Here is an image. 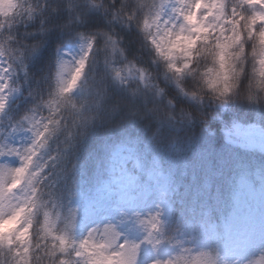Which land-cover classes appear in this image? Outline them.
Segmentation results:
<instances>
[{
  "label": "clouds",
  "instance_id": "clouds-1",
  "mask_svg": "<svg viewBox=\"0 0 264 264\" xmlns=\"http://www.w3.org/2000/svg\"><path fill=\"white\" fill-rule=\"evenodd\" d=\"M234 3L235 0L226 2L227 16H231ZM235 6L240 11L239 4ZM12 7L9 0H5L0 4V11L7 16ZM178 7L176 0H100L94 8H88L87 16L90 13L99 14L107 21L108 28L95 32L81 31L79 29L87 23L85 18L83 24L76 25L70 33L65 34L63 41H58L54 59L40 65L36 71H32L29 65L39 55L46 43L44 37L50 32H45L41 39L30 40L31 36L25 35L27 30H22L17 24L15 27L10 25L9 30L0 35L4 42V46L0 47V59L7 61V67L3 68L7 77L0 73V79L5 80L0 88L20 91L23 84L19 82V77L23 76L25 83L31 82L26 95L32 100L31 105L13 122L14 130L29 137V142L19 150L24 160L19 159L18 167H0V202H6V206L0 207V226L2 218H20L17 232L12 235L11 249H0V256L7 264H14L12 254L21 247L17 237L28 235L30 243H26L25 248L30 249V264H61L62 260L68 264H140L141 246L152 244L155 239L153 232L160 225L159 211L155 210L154 215L145 218H141L139 213L132 216L120 213L118 223L132 221L145 233L144 238L136 242L125 237L116 224L87 228V213L81 218L77 207L78 193L69 190L61 201L52 191L55 183L53 173L59 175L65 153L74 142L85 141L98 128L104 127L106 117L113 128L148 121L161 128L178 131L177 116L180 123L206 127L210 119H214L226 107L246 105L264 109V47L258 44L256 36L248 38L245 27L241 26L240 29L243 41L231 48V63L227 71H219L216 45L225 39L236 41L238 33L233 35L234 26L225 21L220 23L216 17L209 20L215 32L202 34L204 38L194 49V55L193 50L191 55L188 54L181 41L180 49L173 51L172 59L165 58L168 54V47L164 46L168 43L166 34L173 33L174 39L176 31L183 24L182 17L176 11ZM53 11L58 13L59 9L53 8ZM206 11L202 9L201 15ZM255 12L264 13V6L257 4ZM243 14L247 24V18L252 15L247 5L243 8ZM257 19L261 21L256 23L259 33L264 31V14ZM112 21L117 23L113 24ZM72 23L69 21V24ZM113 25L134 31L137 34L138 52L141 56H147L151 65L159 66L162 71L150 75L152 69L140 63L137 53L129 57L127 43ZM194 36L197 33L193 32ZM173 63L181 68L187 63L188 67L178 74L170 68ZM77 73L79 78L75 79V86L62 95L61 89L66 88ZM178 77L183 78V86ZM161 78L166 84L174 85L176 96L184 99V104H178L174 97L167 94ZM12 81L16 82L14 88L9 83ZM77 89L81 93L80 99L73 96ZM74 104L80 107L73 108ZM4 109V103H0V110ZM13 138V132L3 137L5 143L0 152L5 156L17 157L12 154ZM154 140L155 134L149 137V142ZM176 140L177 137L173 136L170 143ZM28 161H31L28 170L17 174L16 170ZM45 166L48 171L37 177L35 174ZM13 185L16 187L10 191ZM33 189H38L35 200H31ZM233 202L235 204L234 198ZM45 213L52 218L59 217L61 223L66 222L63 233H67L72 244L66 255L59 251V241L53 247L52 235L44 226ZM69 221H72L71 228L68 227ZM81 224L87 230L77 237L75 233ZM175 231L183 234L181 229ZM77 251L82 253L80 257L75 255ZM185 251L199 253L202 250L188 248ZM211 251L214 254L211 264H242L239 258H228L219 247ZM183 254V251H178L177 256L182 257ZM260 255L264 257V248L260 250ZM243 264H264V259L259 262L249 259Z\"/></svg>",
  "mask_w": 264,
  "mask_h": 264
},
{
  "label": "trees",
  "instance_id": "trees-1",
  "mask_svg": "<svg viewBox=\"0 0 264 264\" xmlns=\"http://www.w3.org/2000/svg\"><path fill=\"white\" fill-rule=\"evenodd\" d=\"M10 3L13 7L8 10L7 16L0 11V35L9 30L10 25L15 27L17 24L22 30H27L25 35L31 36L30 40L41 39L45 32H50L44 37L46 43L39 55L29 65L32 71L53 60L58 41H63L65 34L70 33L76 25L83 24L85 18L87 23L79 29L81 31L95 32L98 29L108 28L107 21L99 14L90 13L87 16L88 8H94L100 0H10ZM236 3L243 12L244 6L241 5V0H235L233 4L235 9H237ZM53 8H58L59 12H54ZM69 21L73 23L69 24ZM112 23L117 22L112 21ZM241 26L247 29V24ZM113 27L121 33L127 43L129 57L137 53L140 63L152 69L150 75L162 71L159 66L151 65L147 56H141L138 52L137 34L134 31H126L119 25ZM213 32L215 30L209 33ZM197 35L202 37V34ZM3 46V39H0V47ZM2 60L7 65V61ZM19 82L23 87L19 91L18 98L8 102L6 109L0 112V148H3L5 143L3 137L6 133L13 132L15 135L19 132L13 129L14 119L32 103L31 98L26 95L31 82L25 83L23 76L19 77ZM9 83L11 87H15V81ZM161 83L166 87L167 94L174 97L178 104L185 103L184 99L176 96L177 90L174 85L166 84L164 78H161ZM73 96L80 99V91L78 90ZM79 107L78 104L73 105V108ZM88 118L90 119V114ZM105 120L104 127L98 128L85 141L74 142L65 153L59 175L53 173L55 180L53 193L63 201L65 194L69 190L72 191L77 184H81L84 188H92L106 176L109 158L118 146L130 144L134 147L139 160H142L144 155H156L162 159L171 151L172 146L190 140L193 148L186 152V160L180 165L177 181L172 183L165 196L166 219L164 223H160L163 227L158 225L157 230L153 232L155 237L153 244L159 243L164 252L172 256L171 264H188L177 256L179 248L184 246L186 250L194 242H204L210 238L213 225L221 222L223 217L230 218V210L227 208L225 213V206L233 200L236 187L244 173L250 175L255 169L264 168V162L258 161L257 149L242 144L241 142L249 138L242 137L240 133L241 129L250 127L254 123L264 128V109L246 105L226 107L220 110L214 119H210L206 127L180 123V117L177 116L178 131L168 127L161 128L156 123L148 121L121 124L113 128L107 122V117ZM153 134L155 140L149 142V137ZM173 136H176L177 140L175 143H170ZM175 229H181L183 234L176 232ZM144 235L145 233L140 229L136 230L135 239L138 240ZM51 240L53 245L56 244L53 237ZM0 262L7 264L2 256Z\"/></svg>",
  "mask_w": 264,
  "mask_h": 264
},
{
  "label": "rangeland",
  "instance_id": "rangeland-1",
  "mask_svg": "<svg viewBox=\"0 0 264 264\" xmlns=\"http://www.w3.org/2000/svg\"><path fill=\"white\" fill-rule=\"evenodd\" d=\"M4 2L5 0H0V4ZM258 2L259 0H252V3ZM250 8L253 15L257 14V17L264 14L255 12V7ZM220 23H223V20ZM256 23L259 24L261 21L257 19ZM192 38L195 39V36ZM4 67L0 59V73H3ZM3 75L7 77V73ZM177 79L181 82L183 78L178 77ZM4 83L5 80L0 79V85ZM17 96L18 91L9 92L7 88H0V103L4 105ZM240 133L250 136L246 141L241 140L243 141L241 143L255 147L258 152V161L264 162V145L262 144L264 143V128L254 123L250 127L241 129ZM28 142L29 137L19 133L11 140V145L21 150ZM192 148L193 144L188 140L172 146L171 151L162 159L156 155H144V158L139 160L134 147L130 144L117 147L109 159L108 172L103 179L92 188H84L81 184H77L72 190L78 193L77 207L80 210V217L83 218L87 213V228L112 223L117 225L125 237L136 242L142 240L143 238L135 240L136 230L139 228L134 222L118 223L121 219L120 213L123 212L128 216L139 213L141 218H145L147 215H154L156 210L160 212L158 219L164 221L166 209L164 197L172 183L177 181L180 165L186 160V152ZM19 165L18 157L11 155L0 157V167L14 168ZM136 171L140 172L144 178L137 180ZM263 174L264 168L255 169L250 175L244 173L234 192L235 204L232 200L225 206V213L227 208L230 210V218L223 217L221 222L214 224L210 238L204 242L197 241L191 244L189 248L202 250L199 253H188L184 250V246H181L179 251L184 252L181 261L188 264H211L214 255L211 249L216 247H219L230 259L239 258L242 264L249 259L256 262L264 259L260 255V250L264 248ZM3 206H6V202H0V207ZM63 230H66V222L61 223L58 220L53 233L62 234ZM86 230L81 224L75 235L79 237ZM0 231H3V225L0 226ZM158 246L159 244L155 247L153 244L142 245L140 264H170L169 253L164 252ZM12 258L16 264L19 258L15 256Z\"/></svg>",
  "mask_w": 264,
  "mask_h": 264
},
{
  "label": "snow or ice",
  "instance_id": "snow-or-ice-1",
  "mask_svg": "<svg viewBox=\"0 0 264 264\" xmlns=\"http://www.w3.org/2000/svg\"><path fill=\"white\" fill-rule=\"evenodd\" d=\"M179 7L177 8V13L182 17L183 24L179 27V29L175 33V38L172 39L173 33L168 32L166 34L165 39L168 41L167 44L161 43L164 46L168 47V54L165 56L166 59H172V53L174 50L180 49V42H184L185 49L188 51V54L191 55L192 50L197 47L198 41L201 40L200 35H197L196 39L192 38V33L195 32L197 34H206L211 32L214 29L213 25H209V20L212 17H216L217 21H225L234 26L235 31L232 33L236 35L238 33V39L236 41H232L231 39H225L223 43H217L216 47L218 49L216 53V62L219 67L220 72L227 71L230 66V56H231V48L236 44L241 43L243 41V32L240 31L241 25L245 23V16L241 11H237V9H231V16H227L226 11V0H176ZM257 4L260 6H264V0H259L258 3H252V0H241V5L248 7H255ZM185 5L187 6V10H185ZM207 9L204 15H201V10ZM256 18L257 14H254L251 17L247 18V33L248 38L251 39L253 36L257 37L258 44L261 47H264V31L259 33L256 32ZM223 31V28L220 29ZM81 66H83V61H81ZM188 67L186 63L183 68L177 67L174 63L170 65V68L177 72L178 74H182L184 69ZM219 75V72H217ZM79 78V73L76 74V77L68 82V86L66 88L61 89V94H66L72 90L75 86V79ZM214 83V82H213ZM12 154L16 155L22 161L24 158L20 156L19 149L14 148ZM5 154L0 152V157H4ZM54 159V158H53ZM31 164V161H28L27 164H23L20 168L16 170L17 174H23L28 170V166ZM47 166L42 169L40 172H37L35 175L37 177L41 176L43 172H46ZM151 174V173H150ZM15 185L12 186L9 190L12 191L15 189ZM38 194V189H33V196L31 200L36 199V195ZM33 211H35V206L33 205ZM59 217L52 218L48 213H45V221L44 226L46 230L52 235L53 239L59 241V251L64 253L65 255L71 249L72 244L69 242V237L67 233L55 234L53 233V229L56 226ZM20 222L19 216L2 218L3 231H0V249L9 248L11 249L13 240L12 235L17 232V226ZM49 224L51 227H49ZM72 221H69L68 227L71 228ZM21 247L16 249L13 252L15 257L19 259L16 261V264H30V249L25 248L26 243H30V235L28 236H18ZM127 241H125V246ZM53 247H56L54 244ZM83 247V245H81ZM101 247H104L101 245ZM77 257L82 255L81 252L77 251L75 253ZM103 255V254H102ZM114 255H122V253H115ZM129 255H131V250L129 251ZM61 264H68L67 261L62 260Z\"/></svg>",
  "mask_w": 264,
  "mask_h": 264
}]
</instances>
